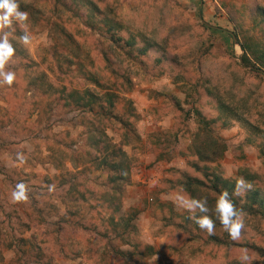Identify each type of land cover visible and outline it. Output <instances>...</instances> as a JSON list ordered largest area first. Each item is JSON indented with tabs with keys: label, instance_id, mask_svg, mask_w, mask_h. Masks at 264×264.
Listing matches in <instances>:
<instances>
[{
	"label": "rangeland",
	"instance_id": "obj_1",
	"mask_svg": "<svg viewBox=\"0 0 264 264\" xmlns=\"http://www.w3.org/2000/svg\"><path fill=\"white\" fill-rule=\"evenodd\" d=\"M17 2L31 43L22 44L19 25L6 29L16 49L6 70L16 80L0 85V264H241L245 249L264 264V204L252 199L256 190L264 199V71L244 63L239 43L264 39L254 22L264 0ZM88 14L137 35L140 49L157 46L131 57L125 41L91 30ZM114 62L133 82L114 110L125 128L66 100L79 89L118 92ZM96 128L113 144L109 154L122 145L128 157L131 181L117 193L102 150L91 148ZM240 177L252 188L238 205L245 229L237 241L218 221L208 235L173 203L190 198L181 182L198 179L197 199L215 220L214 183ZM19 182L29 200L12 204Z\"/></svg>",
	"mask_w": 264,
	"mask_h": 264
},
{
	"label": "trees",
	"instance_id": "obj_2",
	"mask_svg": "<svg viewBox=\"0 0 264 264\" xmlns=\"http://www.w3.org/2000/svg\"><path fill=\"white\" fill-rule=\"evenodd\" d=\"M21 5V4H20ZM21 11H25V9L20 6ZM94 11H98L97 7H94ZM99 12V11H98ZM104 21V22H103ZM254 22L258 27H260V30H264V5L259 6L258 9L255 12L254 16ZM85 23L91 28L93 31L98 32H104L109 33L111 35L112 40L114 43L116 41L121 42L122 40L125 41V43L128 46L127 53L130 54L131 57H136L137 53L143 55L149 53V48L157 46V44H151L149 47L146 48H139L138 44V38L135 35H131L130 37H127L122 32L116 34L114 26H117L116 22L113 23L112 20H98L97 15L88 14L85 17ZM103 24V25H102ZM102 25V26H100ZM236 35V34H235ZM238 38L239 36L236 35ZM243 39V38H242ZM240 39L239 43L244 50L243 55V61L246 65L253 66L257 69H262L264 71V39L263 38H247L246 40ZM115 47V45L113 46ZM113 65V74L116 73L117 78H123V84L119 86L118 92H109L108 94H101L97 92V89L91 90L90 88L86 89H79V90H73L69 95H67L66 100L69 101V99H73L76 105L83 110H88V112L95 114V117H100L103 120L107 121V123H112V121H118L125 126H129L128 119L121 118L119 116H116L114 114V110L119 107V102L121 99L120 94L123 92H128L132 89L133 82L131 79H129L125 72L120 68L121 65H119L117 62L112 63ZM119 67V70L118 68ZM264 74V72H262ZM92 78V76H90ZM92 81H94V87H102L100 80L97 79L95 76L92 78ZM206 84H208L206 82ZM208 90L211 92V85L208 87ZM211 97H216L214 94H208ZM102 97V98H101ZM219 100V101H218ZM218 102H221V98L217 99ZM98 107V111L95 110L94 106ZM198 112V118L200 119V124L204 127H207L208 121L204 118L203 113L201 110H197ZM89 138L92 140L91 142V148H93L97 154L99 151L102 150L103 159L102 164L110 169V185L111 189L114 193H117L119 191L124 190L125 186L130 184V176L128 172V157L126 152L123 150V146L120 145L117 147V149H114L113 151H110V154L108 153L110 147L113 145L108 141V136L104 129L96 128L91 130L89 134ZM101 153V152H99ZM118 159V160H117ZM200 160H202L200 158ZM197 167V166H196ZM247 179V178H246ZM248 181V180H247ZM235 181L228 182L227 180H224L222 184H218L217 182L214 183L213 188L215 189V192L218 194L221 193L224 190H227L230 194V197L237 207L238 210L239 204L242 197L234 196L232 195L234 190V184ZM182 188L186 191L187 195L190 198H196L197 199V189L199 187H204L205 184L200 182L198 179H192L183 181L180 183ZM221 185V186H220ZM259 192L256 190L253 194V202L259 203V206L261 204H264V199L259 200ZM249 197V196H248ZM261 203V204H260ZM247 207V206H246ZM245 207H243V210ZM131 224V219L129 220V225ZM147 249L143 251V255H149Z\"/></svg>",
	"mask_w": 264,
	"mask_h": 264
},
{
	"label": "clouds",
	"instance_id": "obj_3",
	"mask_svg": "<svg viewBox=\"0 0 264 264\" xmlns=\"http://www.w3.org/2000/svg\"><path fill=\"white\" fill-rule=\"evenodd\" d=\"M27 20L28 13L20 10L17 0H0V85L11 87L16 80L15 72L6 70V65L9 64L16 51L9 40L10 33L6 29H13L14 24L19 25L22 29L19 39L24 46H28L31 43V35L27 29ZM16 160L20 165L26 163L22 152L16 154ZM234 185L232 195L238 197H243L252 188L244 177L237 179ZM28 191V186L24 182L17 183L11 192L10 202L12 204L27 202L29 200ZM48 191L54 192L55 185H48ZM173 203L178 210H186L190 214L188 218L210 236L215 234L217 221L233 241L239 240L245 229L243 214L237 209L227 190L219 193L215 206L211 210L215 220L212 215H209L210 209L206 199L185 198L183 195H177ZM197 212L199 215L196 214ZM240 262L241 264H254L247 249L240 257Z\"/></svg>",
	"mask_w": 264,
	"mask_h": 264
},
{
	"label": "water",
	"instance_id": "obj_4",
	"mask_svg": "<svg viewBox=\"0 0 264 264\" xmlns=\"http://www.w3.org/2000/svg\"><path fill=\"white\" fill-rule=\"evenodd\" d=\"M208 26H210L209 24H207ZM233 36H234V40H235V42L237 43L238 42V39H237V37H236V35L235 34H233V33H231ZM252 68H254V69H257V68H255V67H252ZM258 70V69H257ZM260 70V69H259Z\"/></svg>",
	"mask_w": 264,
	"mask_h": 264
}]
</instances>
